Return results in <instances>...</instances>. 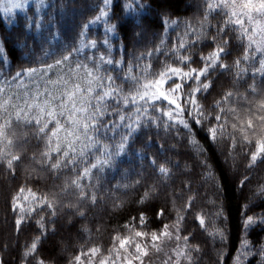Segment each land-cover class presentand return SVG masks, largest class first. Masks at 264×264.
<instances>
[{
  "label": "snow or ice",
  "instance_id": "1",
  "mask_svg": "<svg viewBox=\"0 0 264 264\" xmlns=\"http://www.w3.org/2000/svg\"><path fill=\"white\" fill-rule=\"evenodd\" d=\"M201 10L193 22L173 17L169 0H0L13 17L0 32V231L32 233L18 261L0 264H59L42 250L62 253L68 242L64 264H200L202 243H228L223 205L200 188H221L207 144L227 142L233 170L238 155L245 172L264 166V0H201ZM86 11L94 15L84 20ZM21 169L25 182L14 183ZM42 173L60 183L34 190ZM254 188L264 203V181ZM198 200L213 211L195 210ZM109 202L132 214L107 246L89 244L91 229L76 225ZM241 215L232 264H246L253 248L264 264V241L248 239L264 231V209ZM0 251L11 255L7 243ZM216 257L225 264L226 249Z\"/></svg>",
  "mask_w": 264,
  "mask_h": 264
},
{
  "label": "trees",
  "instance_id": "2",
  "mask_svg": "<svg viewBox=\"0 0 264 264\" xmlns=\"http://www.w3.org/2000/svg\"><path fill=\"white\" fill-rule=\"evenodd\" d=\"M55 2L59 4L61 0H55ZM65 2L70 4L71 0H65ZM76 2L78 4L81 2L90 4L94 2V0H76ZM169 3L171 4L173 9V17L178 16L181 18H191L193 22H195L197 16L203 14L202 10L199 13L197 12V5L201 3V0H169ZM189 5H191V7H189ZM29 15H31V12H29ZM91 15H94V13L86 11L84 13L83 19L87 20ZM21 17L22 14L19 12V10H17L15 13V19L17 20V22H19V19ZM11 19H13V17H5L3 13H0V32L12 30L13 25L8 23V21ZM77 19H79V17H77ZM210 19L212 24H216L219 20H221V17H212ZM92 31L102 33V25L99 27L92 26ZM177 31L182 32L183 28H180ZM213 31H215V29H213ZM172 35L174 36L175 32L172 33ZM116 43L118 44L119 41H116ZM13 51L15 52V50ZM236 54L237 53L234 52L233 56H235ZM198 55L199 53H197V56ZM232 58L233 57H229L228 59L231 60ZM193 66L195 67L197 65L194 64ZM240 90L243 91V88H241ZM198 138L201 139L202 142L207 143L206 141H204L203 133H200ZM185 150V148L181 147L182 152ZM239 151V147H237V153H239ZM29 152H31V148L29 149ZM207 155L209 157V163H211L215 168V172L217 177L219 178L221 188L220 191L217 192L216 189L212 187H208L207 189L201 187L200 192L201 194L207 192L210 196L215 193L213 198L217 201V204L223 205L224 215L227 217V227L225 231L229 236V240L225 245H222L219 241H217L215 247H213L210 242L207 245L202 243L201 247L206 249L207 254L202 257L200 264H214V261L217 259L216 251L221 248L226 249L225 264H232V257L235 255L236 249L239 247L241 238L242 212H246L248 215H252L253 213L259 214L262 209H264V203H261L259 198L253 197V192L255 191L254 186L257 183L264 181V166H261V168L254 170L251 174L245 172L243 168V157L238 155L237 165L235 170H233L231 159H229L228 163L225 164V157L227 156V142L215 146L207 144ZM181 163H183V161H181ZM42 175H46L48 176V178L36 183H31L30 186H32L34 190H36L37 187H39L41 190H47V187L49 185L53 183H60L59 180L53 181L50 178V175L47 173H42ZM245 175H251V180L249 181L248 186L244 187L243 191H241L238 187L239 180L242 179ZM17 177L18 180L14 183L25 182L22 169L17 172ZM3 181L4 172L3 169L0 168V183H2ZM133 198L134 197L130 194L125 199L131 200ZM162 202L163 194L161 195V203ZM182 203L183 201L181 200L177 201L178 206H182ZM245 204H248L247 209L243 207ZM3 207V194L0 193V224H2L4 220ZM200 207H204L209 212L213 211L212 206L204 204L202 200L197 201L195 210H199ZM131 214L132 213L128 211L127 205L125 209L121 210L119 213H113L109 202L106 205H97L95 209L90 211L87 220L78 221L76 227H79L81 224H85L91 229V239L88 240L89 244L94 242L103 243L105 246H107V244L110 243V236L113 232V229L117 226L122 225L124 223V220L127 219ZM36 218L37 217L34 216L30 221L33 228L35 227ZM220 222L222 224L224 223V217H221ZM60 223H62V221L58 218L57 225H59ZM98 223H101L103 225L100 233L96 232ZM161 223H163V221ZM154 227H159V224H150L148 230L150 231ZM191 230L192 228L191 226H189V231ZM31 234L32 233L28 230H26L24 233H21L19 236H17L14 231H0V249H3L4 244L7 243L11 253V255H6L2 251H0V256H4L5 259H7L9 262H11L12 257L15 256L18 261L19 252L22 250V246L25 243V238L26 236H30ZM197 239H202L199 236V233H197ZM248 239L252 241L254 245L259 244L261 241H264V231H262L260 228L251 229L249 231ZM75 243H84V239L77 240L75 241ZM42 251L45 254L46 258L52 255H59L63 257V259L59 261V264H64V261H66L70 253L73 252V242H68L67 251L62 253H58L56 250L50 248L48 243L45 244ZM258 260H260V256L256 253L255 248H253V255L248 257L246 264H257Z\"/></svg>",
  "mask_w": 264,
  "mask_h": 264
}]
</instances>
